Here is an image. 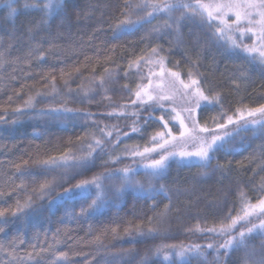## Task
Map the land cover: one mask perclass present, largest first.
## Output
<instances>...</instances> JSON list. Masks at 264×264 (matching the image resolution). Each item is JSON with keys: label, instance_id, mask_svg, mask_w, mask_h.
I'll return each instance as SVG.
<instances>
[{"label": "trees", "instance_id": "16d2710c", "mask_svg": "<svg viewBox=\"0 0 264 264\" xmlns=\"http://www.w3.org/2000/svg\"><path fill=\"white\" fill-rule=\"evenodd\" d=\"M34 2L35 0H14L13 7L17 9V15L12 18L8 16V8L0 4V47L7 48V55L12 58L23 57L28 50L29 35L43 37L41 43L45 49L43 61L31 62L30 75L25 64L7 63L0 67V106H3L0 107V116L4 117L0 121V188L8 189L10 177L16 178V183H19L18 174L12 165L22 158L27 159L30 154L38 152L41 159L60 157L65 153L69 156L80 155L87 150L85 146L90 142L91 134L103 139L99 128L105 125H115L129 135L122 137L121 143L114 147L104 140L108 154H101L83 177L73 170L64 172L56 165L45 172L44 166L30 163L28 170L38 180L44 176H56V183L43 200L37 199L31 182H26L27 194L24 190H17L12 195L0 197V209H14L17 199L23 202L28 194L33 201L31 208L15 217L6 211L5 219L9 223L4 233L0 234V244L7 248L13 241L16 242V256L23 258L19 264H35L36 261L39 264H51L54 259L52 253L59 251L69 252L71 264H97L98 260L104 258V254L97 252L95 245L86 243L90 239L88 226L92 225L96 232L105 227L118 226L116 238L109 234L102 237V241L110 249L107 256L109 260L114 259L111 253H132V256L122 255L119 264H128L130 259L133 264H139L145 253L148 254V264H181L182 259L190 260V264H205L203 258L198 259L191 252L183 258L175 254L181 245L196 244L202 246L201 251L205 252L207 264H216L214 251L205 246L208 243H219V238L213 233L188 229H195L197 224L201 227H213L227 222L229 213L235 215L240 210V189L252 203L264 196V191L260 190L264 172L259 171L258 160L250 163L248 159L264 145V131H241L226 138L230 143L215 153L216 158L208 169L201 168L195 157L190 160L170 157L166 161L167 171L162 177L151 179V187L158 190L163 186L172 198L174 209L180 210H173L162 222L157 213L169 203L163 195H156L153 200L146 194L126 190L122 196L116 197L113 193L120 184L118 179L105 181L108 203L91 217L80 216V200L59 203L56 200L64 187L71 186L78 179L90 178L106 169L132 163V158L127 156H122L115 164H105L104 161L108 160L110 154L121 155L125 151V143L142 150L149 145L151 135L161 130V125L155 118L162 110L157 109L152 114L153 120L145 123L150 105H144V110L139 111L140 105L131 103L135 97L129 93V89L134 90L137 84L147 83L143 77L148 75V68L156 69L155 64L145 65L143 61L139 69L135 66L131 69L128 67L131 61L141 55L149 57L151 47L159 44L160 50L167 56V67L180 71L185 80L190 67L188 57L195 58L199 53L202 84L206 90L211 88L214 92L221 93L224 111L229 115L237 107L251 108L264 104V64L258 57L253 60L248 53L232 49L225 40L209 39L211 30L198 17L193 20L184 19L179 32L174 28L153 32V27L163 24L162 17L157 16L151 23L141 21L132 32L125 33L114 28L123 18L124 0H65L64 11L52 16L46 25L41 22L42 12L24 6L25 3ZM173 15L178 17L181 12L177 11ZM29 28L33 30L32 33H29ZM8 45L11 47L8 48ZM49 45L53 46L51 51H48ZM177 61L179 65L175 67ZM76 66L80 68L79 72L72 71ZM105 67L119 72L118 76L112 78L118 83L109 81L104 72ZM62 69L64 79H61ZM42 70L56 77L55 92L45 87L48 81L40 78ZM125 72L128 73L127 78L124 76ZM242 72L245 74L243 80L240 78ZM93 76L97 78L95 81L90 79ZM101 76L105 78L107 96L110 99H105V92L98 87ZM65 80L68 82L67 86ZM158 80L156 76L152 77L154 84ZM125 84L127 88L124 87ZM22 85L28 87L20 91ZM69 87L71 92L68 91ZM89 87L93 89L89 93L93 97L90 103L82 93V88ZM36 90L46 95L35 97L36 107L26 109L27 114H17L15 107L22 105L29 95L35 96ZM9 96L12 97L11 102L8 100ZM119 105H127L129 114L119 117L107 115ZM65 107L72 111L65 112ZM55 108L60 111H51ZM131 111H138L139 132H131L132 121L136 119L130 114ZM218 111L211 108L204 111L200 117L201 123L207 120L211 127L209 117L217 116ZM85 113H91V118L86 119ZM165 119L168 117L165 116ZM14 120L16 122L12 123ZM175 123L170 121L169 127H172L174 134H178L173 126ZM255 127L259 129L260 126ZM165 148L171 147L166 145ZM159 151L162 150L158 149L150 155L158 158ZM139 159L136 157L137 161ZM228 161H231L230 165L227 164ZM217 162L225 165L224 171L216 169ZM205 172L206 175L203 174ZM61 175L68 179H59ZM137 179L146 188L149 186L142 168ZM49 201H52L51 205ZM130 225L133 232L126 235L124 229ZM136 226L145 233L150 227L157 231L152 235L140 236L135 232ZM236 227L239 228L240 224ZM56 240L60 243L50 248ZM254 243L259 245L260 242L256 240ZM159 248H163V251L157 254L156 249ZM30 252L32 258L28 259ZM242 255V252L229 254L224 258V264H237ZM0 261L17 264L5 253H0Z\"/></svg>", "mask_w": 264, "mask_h": 264}, {"label": "snow or ice", "instance_id": "6c2138e0", "mask_svg": "<svg viewBox=\"0 0 264 264\" xmlns=\"http://www.w3.org/2000/svg\"><path fill=\"white\" fill-rule=\"evenodd\" d=\"M13 3L14 0H0V4L8 8L9 18L17 15V9L13 7ZM24 6L25 8H35L42 12L41 22L46 25L52 16L64 11L65 0H35L31 4L25 3ZM177 11L181 12V15L178 17L173 15ZM122 16L123 18L119 20L114 28L125 33L132 32L134 28L140 25L141 21L151 23L152 19L157 16L162 17L163 24L153 27V32L159 33L173 28L179 32L181 22L184 19L193 20L198 17L211 30L209 39L214 38L217 41L225 40L227 45L232 49H240L248 53L253 60L258 57L259 61L264 64V0H124V12ZM229 16L234 17L231 23L228 19ZM36 27H39V25ZM32 31L29 28V33H32ZM43 39V37L29 35L28 50L23 57H9L7 55V48L0 47V67H3L7 63L13 65L25 64L28 66V74L30 75L31 62L33 60L43 61L45 58V49L41 43ZM246 40L250 42H246ZM10 47L11 45H8V48ZM52 47V45H49L48 51H51ZM150 53L149 57L141 55L129 63V69L134 66L139 69L141 61L145 65H156V69L148 68V75L143 77L144 80H147V83L137 84L134 90L129 89V93L135 97L131 103L133 105H140L139 111L144 110V105H150L149 116L145 120V123L153 120L152 114L157 109L162 110L161 114L155 118L160 123L161 130L151 135L149 145L144 146L142 150L138 146L129 147L125 143V151L121 155L110 154L108 160L104 161L105 164H115L121 160L122 156H127L132 158V163L123 167L106 169L104 172L96 173L90 178L78 179L71 186L64 187L63 192L58 194L56 202L82 201L80 207L81 217H91L106 206L108 199L105 181L118 179L120 184L115 187L113 193L116 197L122 196L126 190H134L138 193L146 194L153 200H155L156 195H163L169 203L157 213L162 222L163 218L170 215L173 210H180L179 208L174 209L172 198L168 196L163 186L158 190L151 187V179L162 177L167 171L168 165L166 161L170 157H180L181 160L185 158H189L190 160V158L195 157L196 162L201 168L208 169L216 158L215 153L224 149L226 144L230 143V140L226 138L232 137L234 133L241 131H264V104L251 108L247 106L237 107L233 114L229 115L224 111L221 93L214 92L211 88L205 89L201 81L203 74L199 73V53H197L195 58L188 57L190 67L186 74V80L182 78L180 71H173L167 67V56L162 53L159 44L151 47ZM178 65L179 62L177 61L174 66L178 67ZM72 71L79 72L80 68L78 66L73 67ZM104 72L109 81L118 83V81H114L112 78L118 76L119 72L108 67H105ZM68 75L70 76L71 73H68ZM244 75L243 72L240 74L241 80L244 79ZM64 76L65 73L62 69L61 79H64ZM124 76L127 78L128 73L125 72ZM153 76L159 78L155 86L152 81ZM40 78L48 81L45 87H48L50 91L55 92L57 90L56 77L51 75L50 72L42 70ZM90 79L95 81L97 78L93 76ZM165 79L170 82L171 87L169 89L161 88V84ZM64 83L67 86V80ZM25 87H28V85H22L20 91ZM98 87L105 92V99H110L107 96V86L104 76L99 77ZM124 87L127 88V84ZM237 87H239V84H237ZM68 91L71 92L72 89L69 87ZM91 91H93L91 87L82 88V93L89 103L93 99V97L89 96ZM17 95H19V92H17ZM42 95H46V93L36 90L35 96L29 95L22 105L15 107L14 111L20 115L27 114L26 109L36 107L35 97ZM8 100L11 102L12 97L9 96ZM164 101H170L171 103L166 107L163 103ZM127 108V105H119L112 112L107 113V115L125 116L129 114ZM209 108L219 110L217 116L209 117L212 121L211 127L208 126L207 120L203 124L200 120L202 113ZM63 110L65 112L72 111V109L66 107ZM51 111L59 112L60 109L55 108L51 109ZM130 114L136 117L132 121L131 132H139L140 128L137 126L139 121L138 111H131ZM84 116L86 119H90L91 113H85ZM165 116L168 119H165ZM3 119L4 117L0 116V121ZM170 121L176 122L173 126L176 127L178 135L173 133L172 127H169ZM15 122V120L12 121V123ZM230 125L233 127L230 128ZM257 125L260 126L259 129H256L255 126ZM99 131L103 139L91 134V140L85 146L87 150L80 155L69 156L65 153L60 157L41 159L40 154L36 152L30 154L27 159L22 158L19 162L14 163L12 166L18 174L19 183H16V178L10 177L11 182L8 185V189L0 188V197L12 195L17 190H24L27 194L28 184L26 182H31L32 191L36 194L37 199L43 200L49 195L50 189L56 183L57 177L52 176L49 178L48 176H44L43 179L38 180L28 170L30 163L44 166L45 172L52 170L53 165H56L63 169L64 172L73 170L77 172L78 176L83 177L94 166L95 160L99 159L101 154H108L104 140H107L114 147L116 144L121 143L122 137L129 135L128 132H122L115 125L111 127L105 125L103 128H99ZM86 135L90 134L86 133ZM79 139L83 140L84 137H79ZM173 141H180V151H176L175 146L173 148H165L166 145H171ZM189 143L193 145V150H184L185 146ZM158 149L162 150L159 151L158 158L150 155L157 152ZM136 157L140 158L139 161L136 160ZM248 159L250 163L258 160L259 171L264 172V145H261L258 151ZM227 164L230 165L231 161H228ZM141 168L143 169L144 176L148 178L149 186L147 188L137 179ZM216 169L224 171L225 165L217 162ZM249 170L252 171L253 169ZM203 174L206 175L207 173ZM254 174L256 173L254 172ZM73 178L75 179V177ZM59 179L66 180L68 177L61 175ZM260 190L264 191V182L261 183ZM239 191L240 210L235 215L229 213L226 218L227 222H221L219 226L213 227H201L197 224L195 229L189 228L188 230L213 233L215 237L219 238V243H208L205 246L206 249L214 251L216 264H224V258L229 254L241 252L243 255L239 258L237 264H264V196L258 197L256 202L252 203L247 199L242 189ZM32 203V196L28 194L27 199L23 202L17 199L14 209H0V234L4 233L5 227L9 223L5 219L6 211L15 217L18 213H24L27 209L31 208ZM49 204L51 205L52 201H49ZM153 211H155V204L153 205ZM149 223H151V220ZM237 224H240L239 228L236 227ZM117 227H105L96 232L93 230L92 225L88 226L90 239L86 243L95 245L96 251L104 254V258L98 260L97 264H119L122 255L132 256L131 252L124 254L111 253L114 259H107L110 249L103 243L102 237L111 234L116 238L118 236ZM156 231L157 229L150 227L147 229V233H145L139 226L135 228L136 234L140 236L145 234L152 235ZM124 232L126 235H131L133 232L132 226L130 225L125 228ZM65 234L67 235V233ZM256 240H259V245L254 243ZM20 242L22 243V241ZM59 243L60 241L56 240L55 244L49 247H55ZM16 246L15 241L7 248L5 245L0 244V253H5L12 258V261L19 264V261L23 258L16 256ZM201 248L202 246L199 244L190 246L181 245L176 249L175 254L183 258L187 253L191 252L198 259L203 258L205 264H207V257L205 252L201 251ZM161 251H163V248L156 249L157 254ZM52 256L54 259L51 264H71L69 252H53ZM27 258H32L31 252ZM165 259H167V255H165ZM0 264H9V262L0 261ZM35 264H39V262L36 261ZM128 264H133V260L130 259ZM139 264H148L147 253L139 260ZM181 264H190V260L182 259Z\"/></svg>", "mask_w": 264, "mask_h": 264}, {"label": "rangeland", "instance_id": "374dc122", "mask_svg": "<svg viewBox=\"0 0 264 264\" xmlns=\"http://www.w3.org/2000/svg\"><path fill=\"white\" fill-rule=\"evenodd\" d=\"M228 19H229V22L231 23L234 20V17L229 16ZM154 86H155V84H154ZM170 87H171L170 82L167 79H165L164 82L161 84V88L169 89ZM170 103H171L170 101H164V104H166V105H170ZM176 135H178V134H176ZM173 146H175L176 151L181 150L180 141H173V143L171 145H168V147H171V148H173ZM188 149L190 151H192L193 145L191 143L187 144L184 148V150H187V151H188ZM186 159H189V158H185L183 160H186ZM190 159H192V158H190Z\"/></svg>", "mask_w": 264, "mask_h": 264}]
</instances>
